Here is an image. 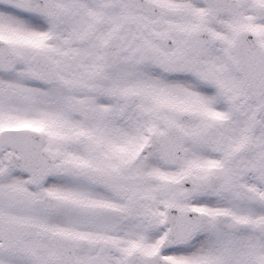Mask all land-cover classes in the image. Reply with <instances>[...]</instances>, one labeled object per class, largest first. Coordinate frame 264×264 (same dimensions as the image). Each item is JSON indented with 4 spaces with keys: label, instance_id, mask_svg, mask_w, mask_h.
<instances>
[{
    "label": "snow or ice",
    "instance_id": "snow-or-ice-1",
    "mask_svg": "<svg viewBox=\"0 0 264 264\" xmlns=\"http://www.w3.org/2000/svg\"><path fill=\"white\" fill-rule=\"evenodd\" d=\"M0 264H264V0H0Z\"/></svg>",
    "mask_w": 264,
    "mask_h": 264
}]
</instances>
